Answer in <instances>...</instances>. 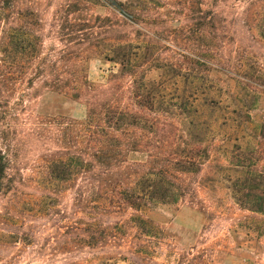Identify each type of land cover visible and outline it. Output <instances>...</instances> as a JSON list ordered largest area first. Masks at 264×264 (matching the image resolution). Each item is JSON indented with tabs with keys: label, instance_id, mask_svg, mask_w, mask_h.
I'll use <instances>...</instances> for the list:
<instances>
[{
	"label": "rangeland",
	"instance_id": "obj_1",
	"mask_svg": "<svg viewBox=\"0 0 264 264\" xmlns=\"http://www.w3.org/2000/svg\"><path fill=\"white\" fill-rule=\"evenodd\" d=\"M75 1L11 0L15 9L0 21V129L12 126L18 133L9 170L12 182L0 193V264H264V215L249 210L264 202L249 199L264 192V184L251 188L257 175H264V0H160L150 12L152 22L136 27L140 29L135 32L136 44L149 36L158 59L143 67L147 79L160 81L159 67L180 60L187 71L180 86H170L169 93L197 94L201 103L213 100L217 106L222 101L220 109H203L214 124L207 143L210 158L200 172L186 177L192 191L185 199L147 212L150 236L132 221V210L122 216L102 213L95 232L116 227L115 246L62 252L59 234L65 240L72 238L75 188L48 185V160L63 151L58 139L69 127L41 126L38 116L43 122L83 121L87 99L94 100L98 92L88 90L73 100L47 93L42 82L29 89L21 67L27 53L15 48L10 28H25L30 22L19 16L17 8L34 9L41 24L31 28L39 32L43 46L37 62L57 65L44 78L77 80L87 75L94 87L105 86L120 72V65L104 55L106 48L118 46L123 38L119 3L141 2L81 0L80 13H74L68 6ZM203 16L214 21L215 30L204 26ZM81 25H87L83 31ZM239 60L247 67L235 71L232 80L218 72L206 73L197 64L205 61L216 67ZM190 76L208 78L215 92L201 82L192 85ZM228 110L236 114L228 115ZM225 118L229 119L223 127ZM136 157L146 160L144 155Z\"/></svg>",
	"mask_w": 264,
	"mask_h": 264
},
{
	"label": "trees",
	"instance_id": "obj_2",
	"mask_svg": "<svg viewBox=\"0 0 264 264\" xmlns=\"http://www.w3.org/2000/svg\"><path fill=\"white\" fill-rule=\"evenodd\" d=\"M89 1L92 2L85 0ZM140 1L119 3L123 9V38L118 46L106 48L104 55L108 60L120 65V72L113 74L105 86H99L107 88L103 91L94 87L88 81L87 75L77 80L44 78L48 72L52 73L57 65L37 62L43 50L39 32L31 28L32 24H41L37 11L32 8L25 11L17 8L21 11L18 12L19 16L29 18L30 22L25 28H10V40L17 41L15 48L20 54L27 53V62L21 67L29 89H34L37 83L42 82L47 93L73 100L80 99L88 90L98 92L94 100L87 99L88 109L83 121L70 119L64 123L56 118L43 122V117L38 116L41 126L67 124L69 127L68 133L58 139V143L63 145V151L51 154L48 160L47 180L48 185L58 183L75 188L76 218L72 220L69 228L72 230V238L67 237L65 240L62 238L64 236L59 234L63 244L62 252L67 254L84 250L86 247H112L117 244L119 233L116 227L108 226L100 234L97 230L95 232L99 223L97 218L102 213L112 217L125 215L132 210V221L144 226L146 235L150 236L152 222L145 219L147 212L158 205L178 204L185 199L192 191L186 177L200 172L204 162L210 158L207 143L213 133L214 124L206 119L207 114L203 109H220L222 101L217 106L213 100L201 103L199 97H195L197 94L169 93V87L180 86L179 79L185 77L184 71L187 70L180 60L167 62L159 67L163 71L160 81L149 80L146 74H142L143 67L158 59H154L152 54L154 52L149 36H146L147 40L141 44H136L138 38H134L135 32L140 31L136 27L149 25L153 20L150 16L152 8L161 2ZM10 3L11 0H0V21L15 9ZM82 3L77 0L69 4V11L80 13L79 7ZM201 19L206 28L215 30L214 21L207 20V16ZM85 26L87 25H81L80 31H83ZM84 59L85 57L81 61ZM197 64L202 71L218 72L229 80L233 79L235 71L244 72L247 67L244 60H239L236 64L224 62L216 67L205 61ZM192 78V85L201 82L203 87L210 86L212 93L215 92L208 78ZM126 80L129 85H121ZM243 85V93L247 97V86ZM261 92L258 90L256 93ZM101 95L104 98L102 100ZM240 101L245 103V97L242 96ZM242 107H245V104ZM227 114L234 115L236 111L228 110ZM228 119L221 126L225 127ZM17 137L18 133L12 126L0 129V193L7 187V183L12 182L11 178L9 180V170ZM137 155L146 156V160L140 161ZM257 178L260 181L252 180L251 188L264 184L262 172ZM246 196L249 194L244 197ZM249 199L264 200V192L252 194ZM239 201L243 203L242 199ZM263 203L255 204L249 210L264 215ZM79 214L83 216L79 218Z\"/></svg>",
	"mask_w": 264,
	"mask_h": 264
}]
</instances>
